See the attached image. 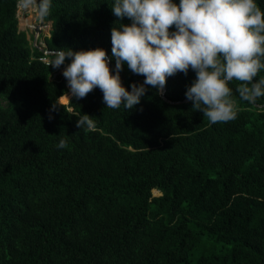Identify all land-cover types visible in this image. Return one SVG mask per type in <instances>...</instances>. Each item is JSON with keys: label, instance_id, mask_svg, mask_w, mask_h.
Returning a JSON list of instances; mask_svg holds the SVG:
<instances>
[{"label": "trees", "instance_id": "16d2710c", "mask_svg": "<svg viewBox=\"0 0 264 264\" xmlns=\"http://www.w3.org/2000/svg\"><path fill=\"white\" fill-rule=\"evenodd\" d=\"M19 1L0 0V264H264V97L241 100L233 81L237 117L210 123L186 98L190 69L132 110L106 108L98 87L61 104L54 53L111 57L114 0H51L43 49ZM120 75L129 91L145 79L127 63Z\"/></svg>", "mask_w": 264, "mask_h": 264}, {"label": "clouds", "instance_id": "9594fccd", "mask_svg": "<svg viewBox=\"0 0 264 264\" xmlns=\"http://www.w3.org/2000/svg\"><path fill=\"white\" fill-rule=\"evenodd\" d=\"M110 7L119 18L111 30V57L103 48H60L54 53L51 67L60 68L71 59L63 76L72 96L85 98L98 87L106 108L123 105L132 110L148 86L163 95L168 77L180 72L187 75L191 69L196 79L188 87L186 98L210 123L237 117L229 87L233 81L239 82L235 91L241 100L255 103L264 97V77L256 79L264 69V10L256 0H114ZM50 9L51 0H20L18 19L25 24L23 32L30 29L37 39L42 38L45 28L49 32L52 27L43 19ZM27 11L39 18V24L27 23ZM124 18L131 23H121ZM49 36L50 32L45 37ZM112 58L115 74L110 68ZM125 63L134 74L145 77L139 85L132 83L131 91L121 80ZM78 117V128L95 129L93 116ZM58 147H68L66 140L61 139Z\"/></svg>", "mask_w": 264, "mask_h": 264}, {"label": "rangeland", "instance_id": "374dc122", "mask_svg": "<svg viewBox=\"0 0 264 264\" xmlns=\"http://www.w3.org/2000/svg\"><path fill=\"white\" fill-rule=\"evenodd\" d=\"M29 11V10H28ZM27 11V16H29L28 17V22L27 23H29V24H39V18L38 17H36L34 14H32V13H29ZM47 25H49V24H47ZM19 26H20V29L22 30V31H24L23 29L25 28L24 26H25V24L21 21H19ZM48 27H46L45 28V31H46V33H41L42 34V38H38L37 39V37L34 35V33H32L33 31L32 30H30V29H27V34H28V37H33V44H37L38 46H40V47H42V48H44L45 47V42H44V40H43V38L45 37V36H48L49 35V32H48ZM40 34V35H41ZM67 67V65H65V66H61L59 69H60V73H62L63 74V71H64V69ZM70 95V97H71V90H70V88H69V92H68ZM69 97V98H70ZM68 101H69V99H68ZM67 101V102H68ZM66 102V103H67ZM63 103V102H62ZM161 193L160 192H158V191H154V195L155 196H159Z\"/></svg>", "mask_w": 264, "mask_h": 264}, {"label": "built area", "instance_id": "2783aa9c", "mask_svg": "<svg viewBox=\"0 0 264 264\" xmlns=\"http://www.w3.org/2000/svg\"><path fill=\"white\" fill-rule=\"evenodd\" d=\"M20 9H23V8L20 7ZM20 12H21V10H20ZM44 53H45V57H42L40 60L49 65L50 64V60H49V58L46 57V55H49V54H52V53L49 52V51H44Z\"/></svg>", "mask_w": 264, "mask_h": 264}, {"label": "water", "instance_id": "95a60500", "mask_svg": "<svg viewBox=\"0 0 264 264\" xmlns=\"http://www.w3.org/2000/svg\"><path fill=\"white\" fill-rule=\"evenodd\" d=\"M38 3H39V2H38ZM37 32H39V29L37 30ZM71 97H72V95H71ZM71 97H70V98H71ZM70 98H69V99H70ZM60 103H62V102H60ZM68 103H69V101H68L67 103H62V104H68Z\"/></svg>", "mask_w": 264, "mask_h": 264}]
</instances>
